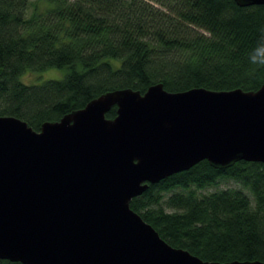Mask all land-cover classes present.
I'll use <instances>...</instances> for the list:
<instances>
[{"label": "trees", "instance_id": "16d2710c", "mask_svg": "<svg viewBox=\"0 0 264 264\" xmlns=\"http://www.w3.org/2000/svg\"><path fill=\"white\" fill-rule=\"evenodd\" d=\"M61 69L25 83L26 71ZM264 78V5L234 0H0V115L38 131L121 88L256 90ZM115 115V106L106 118ZM228 187L204 193L220 180ZM164 200L162 201V198ZM163 202L164 206L161 204ZM129 207L201 260L264 261V164L200 160L149 183ZM0 264H22L0 259Z\"/></svg>", "mask_w": 264, "mask_h": 264}, {"label": "water", "instance_id": "95a60500", "mask_svg": "<svg viewBox=\"0 0 264 264\" xmlns=\"http://www.w3.org/2000/svg\"><path fill=\"white\" fill-rule=\"evenodd\" d=\"M238 6L264 0H234ZM115 106V115L105 112ZM200 160L264 164V78L254 91L161 83L103 92L38 131L0 115V259L22 264H264L206 261L129 207L149 183Z\"/></svg>", "mask_w": 264, "mask_h": 264}, {"label": "rangeland", "instance_id": "374dc122", "mask_svg": "<svg viewBox=\"0 0 264 264\" xmlns=\"http://www.w3.org/2000/svg\"><path fill=\"white\" fill-rule=\"evenodd\" d=\"M33 1V0H31ZM63 75V70L61 69H48L42 72H32V71H26L21 75V80L23 82L27 83H40L41 81L45 79H59ZM228 187H234V188H239V185L230 179H223L220 180L216 185L214 186H209L205 189L202 190V192L207 193L211 192L217 189H222V188H228ZM164 200V197L162 198V201ZM161 204L164 206L163 202Z\"/></svg>", "mask_w": 264, "mask_h": 264}]
</instances>
